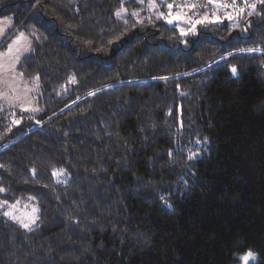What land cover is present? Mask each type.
<instances>
[{
    "label": "trees",
    "instance_id": "obj_1",
    "mask_svg": "<svg viewBox=\"0 0 264 264\" xmlns=\"http://www.w3.org/2000/svg\"><path fill=\"white\" fill-rule=\"evenodd\" d=\"M206 1L0 0L42 109L0 106V264H264V4Z\"/></svg>",
    "mask_w": 264,
    "mask_h": 264
},
{
    "label": "rangeland",
    "instance_id": "obj_2",
    "mask_svg": "<svg viewBox=\"0 0 264 264\" xmlns=\"http://www.w3.org/2000/svg\"><path fill=\"white\" fill-rule=\"evenodd\" d=\"M206 3L208 2L206 1ZM192 5L193 4H190L185 10H180L171 15L176 16L180 14L182 16V19L179 21L174 20L177 22L180 29L183 28L187 30L190 28V24L188 23L189 19L195 20L204 16V13H199L202 7L199 8L198 5L192 7ZM209 7L213 8L212 12L215 14L223 10V13L225 12L223 4H221L219 0H214L211 4L208 3L207 8ZM150 9L153 10L155 8L150 7ZM224 16L229 17L231 14L227 11ZM12 29L13 22L11 20L0 18V106L39 114L42 112L37 102L39 83L37 80H25L18 70L20 60L30 50L31 41L25 32L18 30L15 31V34L8 37ZM57 175L64 177L63 172ZM5 207V213H9V215L5 216L18 222L24 228L29 229L35 225L39 213V206L37 203L16 202L6 205ZM25 225H27V227H25ZM256 260L257 257L255 255V259L253 260L250 258L248 264H252L256 262ZM238 263L243 264V261L239 259Z\"/></svg>",
    "mask_w": 264,
    "mask_h": 264
},
{
    "label": "snow or ice",
    "instance_id": "obj_3",
    "mask_svg": "<svg viewBox=\"0 0 264 264\" xmlns=\"http://www.w3.org/2000/svg\"><path fill=\"white\" fill-rule=\"evenodd\" d=\"M140 2L142 3L143 0H140ZM213 2H214V0H208L209 4H211ZM244 2H245V4H247L248 0H244ZM259 2L261 4H264V0H259ZM149 6L150 7H155V0H150V5ZM248 6L249 7H253V8L255 7L254 5H248ZM192 7H196V5H192ZM233 7H235V3H233ZM167 8H169V9L173 8V4L172 3H168L167 4ZM133 14L136 15V13H133ZM116 15L120 16L121 12L118 11L116 13ZM160 15H161V17L164 16L163 13H161ZM168 15L171 16L172 14L169 13ZM213 16H215V13H213ZM180 19H182V16L180 14H177L176 16H172V18L167 19V23L172 24L174 20L179 21ZM228 19H231V16H229ZM206 21H208L207 13H205V15L202 18L195 19V20L189 19L188 23L190 24V28L187 29V30L181 28L180 29L181 35H186L187 31L194 30L196 28L197 24H204ZM209 22L215 23L217 21L214 19V20H211ZM241 51H247L249 53H255V52H258V51H264V49L248 48V49H242ZM231 72L235 76L236 73H237V69L235 67H232L231 68ZM92 94L93 93H89V95H92ZM170 155H171V153H170ZM189 159H192V156H190ZM0 191H3V189H0ZM161 199L163 200L164 198L161 197ZM169 207H170V205H169ZM5 215H9V213L6 212ZM25 227H27V225H25ZM250 258L253 259V260L255 259V254L251 250L247 251L242 257H240V259L243 261V264H248Z\"/></svg>",
    "mask_w": 264,
    "mask_h": 264
}]
</instances>
